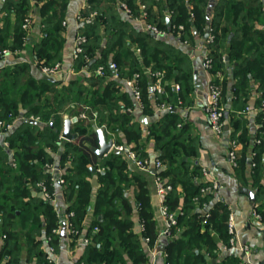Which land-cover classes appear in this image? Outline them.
I'll use <instances>...</instances> for the list:
<instances>
[{
  "label": "trees",
  "instance_id": "16d2710c",
  "mask_svg": "<svg viewBox=\"0 0 264 264\" xmlns=\"http://www.w3.org/2000/svg\"><path fill=\"white\" fill-rule=\"evenodd\" d=\"M70 1H3L0 55L24 50L29 32L23 25L32 16L33 27L37 25L41 34L34 48L37 64L62 63L66 43L63 23ZM123 4L134 18L145 6L148 22L156 21L155 7L167 11L161 14L157 26L179 36L182 42H194L196 33H209L213 41L208 42V38L204 47L212 60L209 73L213 81L218 84L216 74L230 61L236 64L234 96L247 98L253 83L262 93L261 101L264 99V0H86L80 12L84 23L77 35L85 36L87 44L73 66L78 74L66 85L62 80L35 78L28 63L0 69V121L6 125L21 118L6 136L9 147L0 144V264H55L42 249L41 236L45 241L50 238L57 254L62 237L55 231L64 223L72 225L69 236L74 239L86 229L87 248L78 264H150L147 247L155 245L160 233L149 189L150 171L135 169L120 152L109 153L99 164L92 151L99 147L94 127L105 128L108 140L131 147L143 160L149 158L147 146L151 141L160 152L157 159L165 167L157 177L172 186L164 203L177 219L171 227V239L164 244L160 264H243L241 257L221 256V247L230 246V208L215 200L216 190L202 192L212 183L204 179L201 168L192 166L191 159L198 152L193 146L191 126L173 110L152 123L145 135L133 114L132 94L124 90L122 82L111 78V63L117 64L121 78L136 77L140 108L146 116L153 115L157 103L175 95V85L180 86L178 98L182 103L192 102L194 83L187 56L123 20ZM92 60L96 62L90 64ZM99 66L104 67V76L95 73ZM157 72L163 74L162 95L151 92ZM83 113L86 119L80 118ZM32 117L41 122L31 123ZM74 117L78 121L71 125V133L77 138L64 141L61 136L65 121ZM263 120L261 111L257 116L261 126L253 139L247 122L241 118H233L230 124L231 140L241 145L232 176L251 182L257 189L254 205L262 222ZM256 140L261 142L257 144ZM47 165L57 166L58 174L46 169ZM92 168L98 171L92 173ZM94 178L97 186H93ZM60 179L64 180L68 203L64 214L39 187L44 184L46 192L53 195ZM131 188L134 203L129 196ZM135 208L143 226L141 232L135 230ZM145 239H149L148 244Z\"/></svg>",
  "mask_w": 264,
  "mask_h": 264
},
{
  "label": "crops",
  "instance_id": "0c3cea01",
  "mask_svg": "<svg viewBox=\"0 0 264 264\" xmlns=\"http://www.w3.org/2000/svg\"><path fill=\"white\" fill-rule=\"evenodd\" d=\"M3 1L5 0H0V7ZM85 5L86 0H71L69 4L66 17L67 26H65L66 32L64 33L66 43L63 51V61L61 63L62 71H64V73H61L59 77L55 78V80L65 81V83L63 82L65 85L68 83L71 77H75L78 74H69V71L74 69L73 66L75 64V41L78 31L84 23L78 22L76 18L83 10ZM213 13L214 8H212L209 12V16L212 17ZM161 14H167V11H161L155 7L154 15L156 21L152 20L151 22L157 25ZM121 16L123 20L129 22L135 29L145 33L142 25L138 22H135L126 12H123ZM195 37L196 39L194 42H182L180 41L179 36L174 37L173 34L167 32L165 36L160 38V40L171 46H174L177 50L181 51L184 55L187 56V62L189 63L188 67H190L192 71L194 83V92L190 96V100L192 101L191 104H183L182 100L178 98L179 91H177L176 89H174L175 95H173L172 97L170 96L169 99L168 97H166L165 102L177 105V108L175 110L182 117L183 122L188 123L191 126L190 132L193 138V146L198 152V155L191 159L192 166L195 165L201 168L202 173L204 170L206 171V175H204L203 173V177L206 181L210 183H218L219 187L217 188L215 193V200L222 201L226 205H228L234 216L236 235L238 239L237 244L234 248L231 247L228 249H222L221 256L234 255L241 257L242 260H244V258L247 259V256H244V253H242V251L240 250V245L245 244L251 248V254L248 257L251 263L264 264V222L255 218V205L251 204L250 198L243 194L240 190L241 187L249 189L253 191L256 197L257 189L252 186L251 182L247 184L244 182V180H238L237 178L232 176V167L228 158L229 142L233 141L231 140L233 134L230 127L231 120L237 117L241 118L243 122H247L246 128L251 138L253 139L257 134L258 129L260 128V123L257 121V116L262 111V93L261 91H259L258 85L251 83V89L248 93L247 98L241 99V97L234 96V88L232 87V85L235 83L234 70L236 68V64L230 61H226L225 65L222 67L219 77H215V79L217 80L223 91L222 103L226 113L225 127H228V129L225 130V133L222 136L215 134L211 130L210 125L207 122L206 113L204 110V106L208 101L209 85L213 81V77L205 67L206 48L204 47V36H200L198 33H196ZM40 39V29L36 25L29 32L28 43L25 46L24 50L17 53H9L7 55L0 56V69L7 66H13L17 63H28L31 66L32 75L37 79L42 78L43 75L41 73L40 66L37 64L34 52L35 45L38 44ZM221 51L224 52V48H222ZM84 74L87 75L86 73ZM216 75L218 76V74ZM124 87V90L126 92L128 91L132 94L129 88H127L126 86ZM132 98L135 103L133 114L141 123V126L144 128L145 135H147V128L152 123L158 122L166 114L170 113L155 110L153 115L146 116L143 114L139 104L135 101L133 94ZM247 108H251V111L248 112ZM142 116L146 117L147 124H144L142 121H140V118ZM14 129L12 131H14ZM6 136L7 135H4L0 131V144L3 146L4 143L7 142L5 140ZM61 139L64 140L62 136ZM114 144L116 145L115 142ZM147 151L149 153L148 160L150 161L151 165H154L160 152L155 150L153 141L148 144ZM152 170L153 168H151L150 174L148 175V178L150 180L149 189L155 212V218L157 219L158 223V231L161 232L164 228L165 223L159 212L160 197L157 194L158 187L156 184V178L159 171L154 174L152 173ZM248 175H250L249 172ZM133 192L134 189L131 188L129 196L134 203ZM53 196L55 199V207H57L60 213L64 214L68 203L65 199L64 188L60 183L55 184ZM90 215L91 213L89 214L87 224L90 223ZM133 220L135 223L136 232H141L142 224L138 219L136 208ZM61 237L62 240L60 249L57 254L54 253L52 256L55 264H78L80 257L84 254L87 248L86 229L82 231L77 239L70 237L67 231H65V236L61 235ZM41 239L43 240V244L41 247L43 250L47 251L49 246L45 241L44 235L41 236ZM166 242L167 241L163 239L158 244V254L155 259L157 264H160L162 261L164 252L163 247ZM147 250L149 251L148 247ZM24 264L26 263L24 262Z\"/></svg>",
  "mask_w": 264,
  "mask_h": 264
},
{
  "label": "built area",
  "instance_id": "2783aa9c",
  "mask_svg": "<svg viewBox=\"0 0 264 264\" xmlns=\"http://www.w3.org/2000/svg\"><path fill=\"white\" fill-rule=\"evenodd\" d=\"M122 8L135 22H138L139 24L142 25L144 32L151 34L156 39H160L166 35L167 31L159 28L156 24L148 22V20H147L148 15H147V12L145 10V6L142 7V13L137 18H134L131 15V12L126 7V5L123 4ZM94 15L95 14H92L91 18L94 17ZM76 20L78 22H83V18L80 15V13L77 16ZM33 25H34V19L32 16H30L25 20L23 28L26 31L30 32L33 28ZM63 26H67L66 21L63 23ZM180 29H183V28H180ZM208 38H209L208 42L213 41L212 37H208ZM86 44H87V38L85 36H82V35H77L76 41H75V47H74V59L75 60L78 59L79 56L83 55L84 46ZM9 53H11V52L4 51L3 53H1L0 56L7 55ZM86 60L88 62L90 61V59L88 57H86ZM205 67L208 71L212 67V60L207 57V51H206ZM110 69L112 70L111 78L114 80H118V81L122 82L124 84V86L129 88L131 90L133 96H134L135 101L140 106L141 97H140V91L138 88L136 77H134L132 79L121 78L119 75V69H118L116 63H111ZM40 70H41V73L43 76H48V77L53 78V79L59 77L61 75V73H64V71H62V64L61 63H56L53 66H40ZM82 72L86 73L87 75H90V72H88L87 70H83ZM95 73L99 76H104L105 75L104 67L99 66L96 69ZM69 74H76V72L74 69H72L69 71ZM217 74H218V76L216 75V77H219L220 72H218ZM65 76H67V75H65ZM155 77H157L158 79H157L156 84L152 86V91L156 95H162L164 92L163 86L161 84L163 74L161 72H157V73H155ZM63 82L65 83V81H63ZM175 89L177 91H179L180 86L175 85ZM222 97H223V91H222L221 86L219 84L215 83L214 81H212L209 85L208 101H207L206 105L204 106V110L206 113L207 122L209 123L211 130L219 136H222L225 133V114L226 113H225V109L223 107ZM179 105H180V103H179ZM156 107H157L156 108L157 111L171 112L177 108V105L170 104L169 102H161V103H157ZM261 110L264 111V99L262 100ZM247 111L250 112L251 108H247ZM80 118L86 119L87 115L83 113L80 115ZM31 120H35V119L32 117ZM37 120L38 119H36L35 121H37ZM20 121H21V118H18V119L13 120L12 123L6 124V125L2 121H0V131L4 135H8L16 127L17 123ZM263 122H264V120H263ZM260 126H261V124H260ZM260 142H261L260 140H256L257 144H259ZM4 145L8 147V142H5ZM240 147H241V145L235 140L229 142L228 158H229L231 167H233V168L236 167V165H237L236 159H237L238 151H239ZM113 149H118L119 152H125L128 156V159L130 160V162L135 163L136 166L141 171L148 172L151 170V168L155 169L156 171H161L165 167L164 163L162 161H159L158 159L155 161L154 165H151L149 160L141 159L136 152L131 151V149L129 147H127L126 145H115L114 144ZM254 166H255V164L253 163L252 167H254ZM50 172L57 175L59 172V168L57 166L52 167ZM203 173H204V175L207 174L205 170L203 171ZM58 181L61 185L64 184L63 179H60ZM156 184L158 187L157 194L160 197L159 212H160V216L164 220L165 224H164L163 230L157 236V241H156L155 245L153 247L148 248L149 253H150V257H151V264H157L155 259H156V256L158 254L159 242L163 239L166 241L171 239V235H172L171 227L175 226L177 224L176 214L170 213L168 211L167 206L164 203L165 196H166L167 192L172 189V186L165 185L163 183V179H161L160 177L156 178ZM39 187L43 191L46 199L51 200L53 203H55L54 196L46 192V188H45L44 184H39ZM218 187H219L218 183H212L211 187L203 189L202 192L215 191V190H217ZM205 214H206V216H208L207 213H205ZM254 216L258 220L262 219L261 216L256 212V210H255ZM62 227L57 229L55 232L58 234H61ZM65 229L68 233H70L71 229H72V225L65 223ZM142 230H143V226H142ZM228 231H229V234L231 235V245H235L237 243L238 239H237V235H236L235 219H234L233 214H231L229 217ZM46 242H47L49 247H48L47 251H45V252L48 255V259L50 261L54 262L52 256L55 252V249L50 245V238H48L46 240ZM86 242H88V240H86ZM145 242L148 244L149 239H145ZM240 250L242 251V253H244V256H247V259L244 258L243 264H252L250 259H248L249 255L251 254V248L244 244V245H240Z\"/></svg>",
  "mask_w": 264,
  "mask_h": 264
},
{
  "label": "water",
  "instance_id": "95a60500",
  "mask_svg": "<svg viewBox=\"0 0 264 264\" xmlns=\"http://www.w3.org/2000/svg\"><path fill=\"white\" fill-rule=\"evenodd\" d=\"M34 1H37V0H34ZM36 12V11H35ZM168 24L170 25V21L168 20ZM209 37V33H206L205 36H204V40H207ZM96 60H92L90 64H93L95 63ZM44 79H47V80H53V78H50L48 76H43ZM78 121V118L77 117H74L72 118L71 120H66L65 121V125H64V130H63V134H62V138L66 141H73L77 138V135H73L71 133V125L75 122ZM140 121H142L144 124H147V119L145 116H142L140 118ZM31 123H34V124H38L37 121L35 120H30ZM20 122L17 123L16 127L18 126V124H20ZM228 127H225V130H227ZM94 130L97 134V137H98V141H99V147L97 148H92V151L93 153L96 155L97 157V162L100 164L104 157H106L109 153L111 152H114V153H119V150L118 149H113V146H114V141L112 139L108 140L106 138V135H105V128H98V127H94ZM92 173H96L98 170L96 168H92L91 169ZM152 173L156 174L157 171L155 169L152 170ZM98 182H97V178H94L93 179V186H97ZM241 192L243 194H245L246 196H248L251 200V204H254L255 200H256V197H255V194L253 193V191L249 190V189H246V188H243L241 187L240 188ZM65 224H63V229H62V232H61V235L62 236H65ZM164 250V248H163Z\"/></svg>",
  "mask_w": 264,
  "mask_h": 264
},
{
  "label": "rangeland",
  "instance_id": "374dc122",
  "mask_svg": "<svg viewBox=\"0 0 264 264\" xmlns=\"http://www.w3.org/2000/svg\"><path fill=\"white\" fill-rule=\"evenodd\" d=\"M85 114H86V113H85ZM33 118H34V117H33ZM34 119H35V120L38 119L37 121H38V122H41L39 118H34ZM40 124H41V123H40ZM4 146H5V145H4ZM5 147L7 148V146H5ZM8 147H9V144H8ZM127 147H129V146H127ZM129 148L131 149V151L135 152L131 147H129ZM120 153H124L125 156H126V158H128V156H127V154H126L125 152H120ZM11 155H12V153H11ZM131 163H132V162H131ZM132 164L134 165L135 169L140 170V169L136 166L135 163H132ZM52 167H55V166H53V165H47V166H46V169L49 168V169L51 170ZM140 171H141V170H140ZM231 214H232V212H231V210H230V215H231ZM230 215H229V217H230ZM228 221H229V220H228ZM228 232H229V231H228ZM236 244H237V243H236ZM236 244H235V245H236ZM235 245H231V240H230V246H229V247H226V246L223 245V246L221 247V251H222V249H228V248H231V247L234 248ZM148 253H149V251H148ZM149 256H150V253H149ZM150 264H151V258H150Z\"/></svg>",
  "mask_w": 264,
  "mask_h": 264
}]
</instances>
